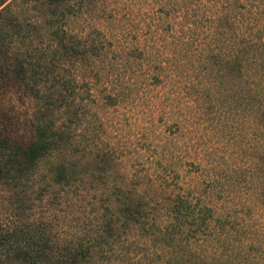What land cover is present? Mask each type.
I'll return each mask as SVG.
<instances>
[{
  "label": "trees",
  "instance_id": "obj_1",
  "mask_svg": "<svg viewBox=\"0 0 264 264\" xmlns=\"http://www.w3.org/2000/svg\"><path fill=\"white\" fill-rule=\"evenodd\" d=\"M234 1L231 14L246 12L243 46L223 67L226 127L240 121L247 161L229 170L190 142L191 123L172 110L189 77L179 68L142 67L138 88L107 81L100 101L99 73L68 32L75 9L0 0V264H264V0ZM155 87L161 95L144 99L159 127L136 129L133 112L120 147L125 115L100 111ZM208 192L230 207L207 203Z\"/></svg>",
  "mask_w": 264,
  "mask_h": 264
},
{
  "label": "rangeland",
  "instance_id": "obj_2",
  "mask_svg": "<svg viewBox=\"0 0 264 264\" xmlns=\"http://www.w3.org/2000/svg\"><path fill=\"white\" fill-rule=\"evenodd\" d=\"M231 2L235 1L63 0V5L75 9V13L68 17L67 27L69 34L85 51L82 62L99 73L93 89L98 100L101 101L104 95L101 91L107 81L116 86H124L129 81L140 87L142 67L172 65L179 68L184 76L189 77L183 79L177 100L171 102L172 110L187 116L188 124L191 123V143H198L201 149L204 146L209 148L212 153L209 159L219 169L234 170L247 161L242 152L246 143L240 121L236 120V131L226 127L228 120L229 125L232 124V118L226 113L230 92L223 67L229 64L230 50L243 46L240 35L246 10L241 5L238 15L231 14ZM28 15L38 17L41 12L31 10ZM92 47L101 49L102 55L92 56ZM147 89L144 95L132 93L129 103L127 101L128 104L120 107L122 109L104 108L100 111L108 112L111 120H122L125 115L120 129H125L128 136L120 140V147L130 141L129 131L135 124L126 118L133 112L139 113L141 120L136 123L140 125L136 129L149 130L160 125L153 120L156 117L151 114L154 106L148 102L151 96L161 95L160 89ZM167 91L169 94L174 92ZM214 105L220 115L216 114ZM230 135L236 139L227 143ZM205 180L197 175L185 177L191 187H205ZM205 201L210 205L230 207L215 193H206Z\"/></svg>",
  "mask_w": 264,
  "mask_h": 264
}]
</instances>
